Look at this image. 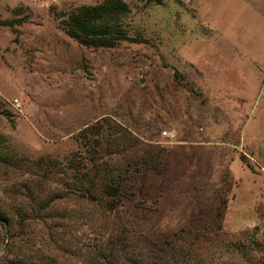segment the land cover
Segmentation results:
<instances>
[{"label": "rangeland", "instance_id": "1", "mask_svg": "<svg viewBox=\"0 0 264 264\" xmlns=\"http://www.w3.org/2000/svg\"><path fill=\"white\" fill-rule=\"evenodd\" d=\"M101 1L0 0L23 21L0 26V153L27 168L0 164V204L26 216L0 227V264H264V59L216 43L200 0H122L111 49L54 19ZM83 157L122 173L114 212L69 195Z\"/></svg>", "mask_w": 264, "mask_h": 264}, {"label": "trees", "instance_id": "2", "mask_svg": "<svg viewBox=\"0 0 264 264\" xmlns=\"http://www.w3.org/2000/svg\"><path fill=\"white\" fill-rule=\"evenodd\" d=\"M160 4V0H155ZM130 13L129 6L122 0H102L100 3L91 6L73 7L66 13L54 15V19L62 25L63 32L79 45L92 49H111L119 42L126 40V34L122 27V19ZM23 21L15 19L7 23H1L0 26L13 27L22 24ZM95 130L92 132V130ZM102 128L90 127L85 133L95 136V143L99 145V136ZM83 162L78 165L68 163L67 170L72 172L69 185V195H73L77 200L102 207L108 213L114 212L118 207V201L126 189L122 173L116 175L110 169L106 170V175L102 171L88 167L83 157ZM0 164L14 170L27 169L22 167L21 161L12 153H0ZM36 168L52 171L59 166L58 162L49 159H39L30 163ZM70 164V165H69ZM50 174V172H49ZM73 178L75 182L72 183ZM40 188V187H39ZM26 189V188H25ZM29 199L38 211H44L49 208L56 199L62 197H53V194H46L45 197L38 199L29 192ZM42 194V193H41ZM51 196V197H50ZM32 212L36 211L33 207ZM12 206L0 204V227L9 226L16 218L23 220L26 218L22 212ZM218 229L219 225L217 226ZM162 252H168L167 249H161Z\"/></svg>", "mask_w": 264, "mask_h": 264}, {"label": "crops", "instance_id": "3", "mask_svg": "<svg viewBox=\"0 0 264 264\" xmlns=\"http://www.w3.org/2000/svg\"><path fill=\"white\" fill-rule=\"evenodd\" d=\"M199 2L202 4L199 3L198 10L206 25L212 28L216 43L236 45L241 55L248 59H264V0Z\"/></svg>", "mask_w": 264, "mask_h": 264}, {"label": "built area", "instance_id": "4", "mask_svg": "<svg viewBox=\"0 0 264 264\" xmlns=\"http://www.w3.org/2000/svg\"><path fill=\"white\" fill-rule=\"evenodd\" d=\"M15 104H16V106H18L17 101H15ZM162 137L165 138L166 140L173 141V140L175 139L176 135H175L174 132L164 131V132L162 133Z\"/></svg>", "mask_w": 264, "mask_h": 264}]
</instances>
